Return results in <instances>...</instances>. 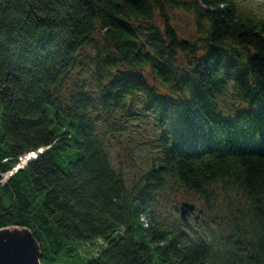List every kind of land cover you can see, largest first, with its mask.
<instances>
[{"label": "trees", "instance_id": "16d2710c", "mask_svg": "<svg viewBox=\"0 0 264 264\" xmlns=\"http://www.w3.org/2000/svg\"><path fill=\"white\" fill-rule=\"evenodd\" d=\"M10 173L0 229L41 264H264V23L234 0H0Z\"/></svg>", "mask_w": 264, "mask_h": 264}, {"label": "water", "instance_id": "95a60500", "mask_svg": "<svg viewBox=\"0 0 264 264\" xmlns=\"http://www.w3.org/2000/svg\"><path fill=\"white\" fill-rule=\"evenodd\" d=\"M39 153L31 154L33 155L31 158V155L25 157V164L22 167L17 166L14 172L22 169L30 160H34ZM11 175L12 173L9 174ZM178 216L183 222H186L189 216L197 219L195 205L187 201L180 202ZM40 258V246L29 229L19 227L0 229V264H41Z\"/></svg>", "mask_w": 264, "mask_h": 264}, {"label": "rangeland", "instance_id": "374dc122", "mask_svg": "<svg viewBox=\"0 0 264 264\" xmlns=\"http://www.w3.org/2000/svg\"><path fill=\"white\" fill-rule=\"evenodd\" d=\"M238 4L241 12L251 19L259 20L264 23V1L263 0H234ZM181 28H187L188 23L184 18L180 21ZM121 149L114 147L110 152V158L113 164L120 163V167H126V158L123 154L120 155ZM123 150V148H122ZM22 159V158H21ZM20 159V160H21ZM18 160V166L22 167L25 163L20 164ZM134 161V159H133ZM21 165V166H20ZM9 174L3 175L0 179V184H4L8 178Z\"/></svg>", "mask_w": 264, "mask_h": 264}, {"label": "bare ground", "instance_id": "6f19581e", "mask_svg": "<svg viewBox=\"0 0 264 264\" xmlns=\"http://www.w3.org/2000/svg\"><path fill=\"white\" fill-rule=\"evenodd\" d=\"M32 156H33V155H31L30 158H31ZM25 162H26V158H22V159L20 160V164H21V163H25ZM20 166H21V165H20Z\"/></svg>", "mask_w": 264, "mask_h": 264}]
</instances>
